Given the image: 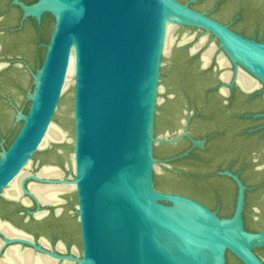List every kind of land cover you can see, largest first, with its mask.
<instances>
[{
    "label": "water",
    "instance_id": "95a60500",
    "mask_svg": "<svg viewBox=\"0 0 264 264\" xmlns=\"http://www.w3.org/2000/svg\"><path fill=\"white\" fill-rule=\"evenodd\" d=\"M11 3L20 8L22 19L39 21L48 14L53 26L41 64L35 71L29 70L32 90L26 96L28 108L15 111L18 130L6 149L0 145V198L23 207L33 203L36 212L41 207L47 210L58 207L63 202L61 196L58 204L43 205L31 194L29 185L71 182L81 252L57 256L24 240L4 242L28 244L54 260L71 264H225L226 252L241 264H263L253 249L264 246V225L256 234L245 231L242 211L246 188L237 177L225 173L236 183L235 209L232 217L218 218L192 199L156 188L154 164L177 173L170 163L188 152L158 160L153 148L173 145L183 138L193 147L202 146L186 132L175 139L154 133L162 58L170 53V49L164 51L168 26L210 35L216 50L232 66L233 79L242 72L263 90L264 43L243 38L178 0ZM181 41L173 42V47L181 48L191 39ZM72 54L70 167L41 166L57 168L61 180L41 179L38 172L23 178L19 189L29 204L6 199L3 190L35 154L63 143L50 142L40 148L54 124ZM7 66L1 65L0 71Z\"/></svg>",
    "mask_w": 264,
    "mask_h": 264
},
{
    "label": "flooded vegetation",
    "instance_id": "af4514ba",
    "mask_svg": "<svg viewBox=\"0 0 264 264\" xmlns=\"http://www.w3.org/2000/svg\"><path fill=\"white\" fill-rule=\"evenodd\" d=\"M19 1L24 5L35 2ZM178 1L186 4L189 0ZM195 1L196 4L211 2L212 11L220 12L221 17L214 16L211 11L194 9L195 4L189 5L191 9L206 14L243 38L264 43V0ZM52 26L50 15L43 14L39 21L31 17L22 19V11L11 0H0V66L8 64L0 71V106L3 102L16 111L11 89L23 93L24 78H29L31 84L29 70L33 72L36 63L40 61L41 64ZM207 36L212 40L210 35ZM202 45L194 54H190L194 45L189 50L184 47L173 50L170 60L173 55L178 56L180 62L173 66L174 73L181 68V72L177 70L180 76L170 77L171 70L163 75L161 73V77L165 76L169 82V94L163 105L156 108L154 121L156 133L165 130L157 137L168 134L169 138L175 139L181 132H186L191 139L201 141L202 146L193 147L186 138L173 145H158L162 148L159 160L185 152L188 155L170 163L177 173L161 169V175L167 180L174 178L183 183L180 186L156 188L192 199L214 212L218 218L228 219L234 213L237 196L236 183L225 174L229 173L246 188L243 226L245 231L256 234L264 225V90L247 75L258 87L251 91L243 90L236 79L244 73L239 72L233 79L229 62L225 60L226 65L222 67L217 62L220 52L215 47L204 66L201 54L208 47L202 48ZM169 64L171 66L172 63ZM227 74L229 78L223 79L222 76ZM231 83L232 87L229 88ZM1 110L0 107V118ZM9 144L5 145V149ZM58 158L61 160L60 156ZM21 199L20 194L17 200ZM29 203L26 200L25 204ZM67 204L69 207L75 204L74 194ZM64 205L63 200L58 207L47 210L41 207L36 212L33 203L23 207L20 203L0 198V264H17L14 261L15 252L22 258L19 264H32L34 257L38 258L40 264H71L54 260L28 244L4 242L24 240L57 256L79 254L78 226L66 217ZM28 212L33 215H28ZM42 212H45L42 216H36ZM253 253L264 264V246L253 249ZM225 264L241 263L226 252Z\"/></svg>",
    "mask_w": 264,
    "mask_h": 264
},
{
    "label": "rangeland",
    "instance_id": "374dc122",
    "mask_svg": "<svg viewBox=\"0 0 264 264\" xmlns=\"http://www.w3.org/2000/svg\"><path fill=\"white\" fill-rule=\"evenodd\" d=\"M187 4L188 5L195 4L197 6L194 9H199L202 11H211V13H213L214 16L221 17L220 12L212 11V3L211 2H208V1L205 2L204 1V2H198L196 4V3H191L189 0L187 2ZM171 35L173 38L174 45H175V43L177 44L179 41H181L183 36L187 35L186 38L191 39L190 42L186 43L183 46L187 50L192 48V46L196 44L195 42L198 43V41L202 38L205 39V42L202 45V48H207L210 45L214 44L213 41H211L210 38L206 34H203L201 31L191 29V28H174ZM173 42L169 47L170 53L164 55L162 58V65H161L160 79H159V89H158V94H157V107L158 108L163 105V103L166 100V95L169 94L167 92V87L169 86V82L165 76H163V78L161 77V73L163 75L167 71H169V65H170L169 63H170L171 54H172L173 50L175 49V47H173L174 46ZM169 49H168V51H169ZM42 57H43V55H42ZM38 65H40V61L36 63L33 71H35L37 69ZM22 88L24 89L23 93L16 92L12 89H11V92L15 96L14 99H15L16 110L25 112L28 108V102L26 100V96L32 90V86L30 84L29 78H26V80L24 78ZM0 107L2 108V110H1L2 115L0 118V135L2 136V138L4 140V143H2L0 140V145L2 144L3 147L5 148V145L9 144L12 141V139L14 138L19 126H17L15 124V120H14L15 111L8 108V106L3 102H2V106H0ZM71 113H72V85L70 84L69 86H67V88L63 92V95H62L60 102H59V105H58L57 113L55 114V117H54V124L57 126V128L59 127L60 129H62V131L66 134V140L63 141V143L61 145H54L51 148L42 149V151L35 154L33 159H32V162L30 163L29 168L27 170V175L28 174H34V173L40 171L42 169L41 168L42 165H56V166H59L61 168L62 167L64 168L68 164V166L70 167L69 162H68V158H69V154L71 153V146L72 145L69 141L73 137V125H72V120H71ZM158 126L160 128V125H158ZM154 133H155V125H154ZM164 133H165V130L161 129L159 132L157 131V133H155V136L160 135V134H164ZM161 153H162L161 146H155L153 148V154H154V157L156 159H158V156ZM59 156L61 157V160H60V158H58ZM161 169L162 168L159 166L158 163L154 164L153 173H154V177L157 178L156 183L158 186H160V187L163 186L166 188V187H170V186L171 187L172 186H178V185L180 186V183H183V182L177 181L174 178L172 180L171 179L170 180L164 179L161 175ZM69 170H70V168H69ZM37 175H38V173H37ZM65 178L68 179L67 174H65ZM72 195H73V192L71 190L69 192H66V193L60 195V196H61V199L64 200L66 217H68L70 220H72V223H74V225H76L77 224L76 215H75V211L73 209L75 204H72V207H69V205L67 204V202L69 201V199L71 198Z\"/></svg>",
    "mask_w": 264,
    "mask_h": 264
},
{
    "label": "bare ground",
    "instance_id": "6f19581e",
    "mask_svg": "<svg viewBox=\"0 0 264 264\" xmlns=\"http://www.w3.org/2000/svg\"><path fill=\"white\" fill-rule=\"evenodd\" d=\"M174 26H168L167 30H166V38H165V46H164V51L167 52L170 45L173 42V38H172V31L174 30ZM186 42L187 39H183L181 42ZM204 43V39H200L198 41L197 44L194 45V47L191 49V52L196 51L202 44ZM214 51V46L210 45L207 50L204 52V54L202 55V60H203V65H207L210 56L212 55ZM217 62L219 63V65L222 67L224 65H226V61L225 59L218 55L217 57ZM73 74H74V56L73 54L70 56L69 58V68L67 70V76H66V82L64 85V89L65 90L67 88V86H69L70 84H72L73 81ZM223 79H228L229 75H223L222 76ZM237 83L239 84V86L246 91H251L254 90L255 88L258 87V85L252 81L250 78H248L246 75L241 74L240 76L237 77L236 79ZM223 93L225 91H222ZM66 140V134L60 130L59 128H57L56 125L52 124L49 126L43 141L41 143L40 148H44L45 146H47L50 142H55V143H62L63 141ZM30 163L26 166L25 170H23L9 185L7 188H5L2 192V196L7 198V199H12V200H17L20 198V182L23 178H25L27 176V170L29 168ZM39 178L41 179H48V180H61L62 178V173L54 167H43L37 175ZM74 189V185L69 182V183H61V184H57V185H39V184H30L29 185V190L31 192V194L37 199V201H39L41 204H48V205H54L59 203L61 200L58 199L59 195H62L66 192H69L71 190ZM21 202H23L24 204L26 203L25 199H21ZM45 212L39 213L36 216L40 217L44 214ZM0 226H2L0 224ZM10 231V230H7ZM12 232V231H11ZM15 256V262L17 264L21 263L22 258L20 256V254L16 253L14 254ZM32 264H40L38 262V258H33L32 260ZM42 264V263H41ZM43 264H52L50 262L47 263H43Z\"/></svg>",
    "mask_w": 264,
    "mask_h": 264
},
{
    "label": "trees",
    "instance_id": "16d2710c",
    "mask_svg": "<svg viewBox=\"0 0 264 264\" xmlns=\"http://www.w3.org/2000/svg\"><path fill=\"white\" fill-rule=\"evenodd\" d=\"M191 5H192V4H191ZM177 58H178V56L176 57V56L173 55L172 59L170 60V62L172 63L171 66H169V70H171V75H170V77L173 76L174 78H176V77H179V76H180L179 72H181V71H180L181 68H179V70H178V68H177V70H178L179 72L176 70V73H174V71H175L174 68H175V67H174L173 65L177 64L178 61L180 62V60H178ZM155 133H156V131H155ZM162 177H163L164 179H166L164 176H162ZM156 179H157V178L154 177V183H155V186H156V187H159V188H161V189L165 188V187H163V186H162V187L158 186L157 183H156Z\"/></svg>",
    "mask_w": 264,
    "mask_h": 264
}]
</instances>
